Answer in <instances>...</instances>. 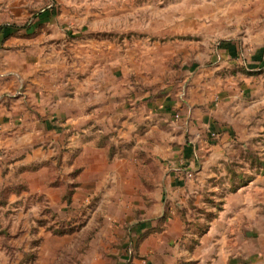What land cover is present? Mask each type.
Instances as JSON below:
<instances>
[{
    "label": "rangeland",
    "instance_id": "1",
    "mask_svg": "<svg viewBox=\"0 0 264 264\" xmlns=\"http://www.w3.org/2000/svg\"><path fill=\"white\" fill-rule=\"evenodd\" d=\"M263 166L264 0H0V264H132L151 215L201 233L208 184Z\"/></svg>",
    "mask_w": 264,
    "mask_h": 264
},
{
    "label": "crops",
    "instance_id": "2",
    "mask_svg": "<svg viewBox=\"0 0 264 264\" xmlns=\"http://www.w3.org/2000/svg\"><path fill=\"white\" fill-rule=\"evenodd\" d=\"M224 48L227 53L236 50L234 43H225ZM256 59H261V55ZM238 90L232 86L224 102L211 110L206 119L209 126L211 124L209 132L225 131L221 137L223 141L231 139L226 132H234L238 114L240 119V113L245 112L241 103L237 107L230 100ZM38 131L42 134V128ZM54 137L47 135L45 138L42 134L39 138L51 141ZM213 155H216V150H213ZM252 170H255L254 176L238 185L229 181L208 184L214 202H218V210L201 233L188 231L183 216L160 213L153 218L151 215L149 218L152 219L147 221V241L139 247V255L143 258H135L132 264H264V166ZM203 173L200 171L196 175L197 182L189 188L197 196L205 186L204 177L201 178ZM178 185L182 187V182ZM170 200L174 201L173 198ZM194 219L198 220L200 216L195 215ZM189 234L191 238L188 240Z\"/></svg>",
    "mask_w": 264,
    "mask_h": 264
},
{
    "label": "built area",
    "instance_id": "3",
    "mask_svg": "<svg viewBox=\"0 0 264 264\" xmlns=\"http://www.w3.org/2000/svg\"><path fill=\"white\" fill-rule=\"evenodd\" d=\"M214 134V133H213Z\"/></svg>",
    "mask_w": 264,
    "mask_h": 264
}]
</instances>
